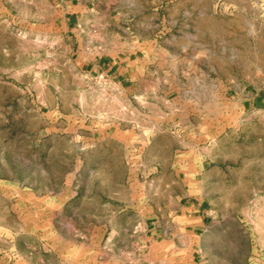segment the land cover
Instances as JSON below:
<instances>
[{
  "label": "rangeland",
  "instance_id": "rangeland-1",
  "mask_svg": "<svg viewBox=\"0 0 264 264\" xmlns=\"http://www.w3.org/2000/svg\"><path fill=\"white\" fill-rule=\"evenodd\" d=\"M21 1L0 0V264H149L142 229L188 202L209 264H264V0H83L84 57L129 58L126 95L23 56Z\"/></svg>",
  "mask_w": 264,
  "mask_h": 264
},
{
  "label": "crops",
  "instance_id": "crops-1",
  "mask_svg": "<svg viewBox=\"0 0 264 264\" xmlns=\"http://www.w3.org/2000/svg\"><path fill=\"white\" fill-rule=\"evenodd\" d=\"M87 8L83 0H22L21 8H10L1 21L18 32L16 37L21 43L19 49L23 56L29 55L25 47L29 43L44 45L39 46L37 54L51 61L48 70L51 73L76 72L82 79L95 81L102 88H111L119 95H126V90L131 89L127 83L134 74L129 58L109 59L104 56L92 61L84 57L80 27L86 19ZM32 69L29 65L28 71ZM107 119L99 115L96 123L100 126ZM96 131L108 136L103 128ZM176 213L175 222L178 224L175 226L142 229L149 244L155 246L149 264H209L211 257H206L209 244H205L204 233L210 216L205 204H179Z\"/></svg>",
  "mask_w": 264,
  "mask_h": 264
}]
</instances>
